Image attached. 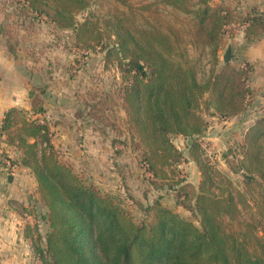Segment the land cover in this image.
Segmentation results:
<instances>
[{"label": "trees", "instance_id": "16d2710c", "mask_svg": "<svg viewBox=\"0 0 264 264\" xmlns=\"http://www.w3.org/2000/svg\"><path fill=\"white\" fill-rule=\"evenodd\" d=\"M125 1L22 3L60 26L72 27L88 48L101 44L105 65L113 60L120 66L131 146L142 152L140 163L154 188L173 190L199 224L163 205L160 195L143 206L146 216L137 220L120 196L86 180L59 154L47 117H40L48 87L33 86L31 108H9L0 124L5 141L21 150L20 163L34 173L38 199L47 208L41 214L50 226L46 246L34 238L37 222L27 223L25 234L42 264H264V115L247 127L240 144L234 170L243 175L245 189L233 186L200 142L207 114L238 116L255 93L249 82L254 63L236 66L225 60L219 68V50L233 21L245 24L247 43L263 35L264 11L254 8L241 15L212 0L143 4L140 8L163 4L186 19L182 22L187 27L173 21L160 27L149 16L139 18ZM80 12L87 14L78 22ZM107 39L110 43H104ZM8 48L14 50L12 44ZM100 100L87 103V124L102 130L105 125L116 127ZM178 135L187 151L174 141ZM190 160L200 171L198 184L182 174L180 163Z\"/></svg>", "mask_w": 264, "mask_h": 264}, {"label": "rangeland", "instance_id": "374dc122", "mask_svg": "<svg viewBox=\"0 0 264 264\" xmlns=\"http://www.w3.org/2000/svg\"><path fill=\"white\" fill-rule=\"evenodd\" d=\"M22 1L0 0V46L5 50L4 56H9L17 69L26 75L30 87H48L46 94L48 100L44 102L46 110L40 114V117L43 115L47 117L52 132L51 138L59 154L70 161L74 169L86 180H95L98 185L103 186V190L120 196L123 206L131 211L137 220L146 216L143 206L154 202L160 195L163 205L179 211L199 224L193 212L178 203L173 190L166 187L154 188L151 174L140 163L142 152L131 146L129 122L122 97L125 81L120 66L113 60L108 62V66L105 65L106 57L104 50H101L103 49L101 44L88 48L87 43L77 39L72 27L58 25L46 14H38L29 9ZM152 1L154 0H126L125 3L138 13L139 18L149 16L160 27L166 26L167 21L177 22V27L180 28L182 25L187 27L183 23L186 19L177 15L178 11L163 4L152 5L150 9L140 8L143 4ZM212 2L225 4L234 13L241 15H246L254 8L264 11V0H212ZM120 3L124 2L120 1ZM86 14V12L78 13L77 21H83ZM261 39H264V34L253 43H247L245 24L241 21L231 22L226 26L223 34L222 46L219 50V68L225 62L229 45L231 46L229 61L232 64L245 66L247 62L251 63L249 57L253 54V49V56L257 57L253 60H258L262 51L259 43ZM104 43H110V40L107 39ZM11 44L14 47L12 51L8 48ZM251 74L249 72V78ZM55 95H59L60 100L63 101L56 104ZM248 99L247 108L238 116L219 119L214 115H206L209 123L205 135L209 133L217 136L220 148L215 146L210 151L206 145L204 149L212 161L230 177L233 186L241 190L245 189L244 177L239 171L234 170L240 155V144L243 142L247 127L264 115L263 106H260L262 102L256 90ZM96 100H100L101 105L106 107L116 127L105 125L102 130L87 124V110L89 111L87 103ZM58 104L60 106H57ZM117 129L124 132L120 134ZM202 138L210 147L212 146L210 144L212 140L201 136ZM5 139V132L0 131V167L5 166L6 171H11L14 169L12 165L6 164L8 162L21 164V150L8 144ZM174 141L187 151L184 138L178 135L174 137ZM102 164L106 166L107 171ZM196 166V162L180 163L182 174L198 184L200 173ZM32 204L30 209L39 218L37 222L39 229L34 232V238L38 243L46 246L45 236L50 226L42 219L41 214L47 208L39 199ZM14 206L23 212L21 203L16 202ZM228 221L227 226L232 227L231 222ZM11 249L0 248V252H4L7 258H10L14 256ZM21 252L28 258L14 259L8 264H42L31 238L23 245Z\"/></svg>", "mask_w": 264, "mask_h": 264}, {"label": "crops", "instance_id": "0c3cea01", "mask_svg": "<svg viewBox=\"0 0 264 264\" xmlns=\"http://www.w3.org/2000/svg\"><path fill=\"white\" fill-rule=\"evenodd\" d=\"M259 43L262 49L260 58L253 60L254 57L257 59L256 56H253L254 49L253 54L251 53L252 55L249 57L255 63V70L252 72L249 82L256 90L260 102H262L260 106H263L264 109V39H261ZM4 54L5 50L0 46V119L11 107L31 108L29 97L31 87L27 82V77L21 70L17 69L13 61H10L9 56H4ZM60 98L59 95H55L56 104L63 101ZM203 137L212 140L211 148L218 147L217 136L208 133ZM102 165L107 171L106 166ZM5 168V166L0 167V248H12L11 252L14 256L7 258L4 252H0L2 254L0 255V264H8L14 259L28 258L24 257L21 252L23 245L30 239L25 234V224L39 221L38 215L30 209L33 206L32 203L36 201L35 199L39 198L38 183L35 175L31 172V168L22 163L15 164L11 171H6ZM196 168L198 169V166ZM198 172L200 173V171ZM11 174L12 176H10ZM94 182L98 184L97 181L94 180ZM99 186L103 188V186ZM16 202L22 204L23 212L15 208Z\"/></svg>", "mask_w": 264, "mask_h": 264}, {"label": "built area", "instance_id": "2783aa9c", "mask_svg": "<svg viewBox=\"0 0 264 264\" xmlns=\"http://www.w3.org/2000/svg\"><path fill=\"white\" fill-rule=\"evenodd\" d=\"M41 121H44V120L41 119ZM200 142H201V144H202L203 147L207 145L209 147L208 150H210V151L212 150V148L203 140V138L200 139ZM6 165H8V166H11L12 165V167L15 166V164H12L11 162H8ZM8 166H7V168H8Z\"/></svg>", "mask_w": 264, "mask_h": 264}, {"label": "water", "instance_id": "95a60500", "mask_svg": "<svg viewBox=\"0 0 264 264\" xmlns=\"http://www.w3.org/2000/svg\"><path fill=\"white\" fill-rule=\"evenodd\" d=\"M230 59H231V46L229 45L226 51L225 60L229 61ZM10 176H12V174Z\"/></svg>", "mask_w": 264, "mask_h": 264}]
</instances>
